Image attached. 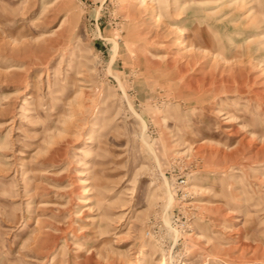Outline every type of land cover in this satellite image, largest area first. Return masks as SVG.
<instances>
[{
  "label": "rangeland",
  "instance_id": "1",
  "mask_svg": "<svg viewBox=\"0 0 264 264\" xmlns=\"http://www.w3.org/2000/svg\"><path fill=\"white\" fill-rule=\"evenodd\" d=\"M0 264H264V0H0Z\"/></svg>",
  "mask_w": 264,
  "mask_h": 264
},
{
  "label": "built area",
  "instance_id": "2",
  "mask_svg": "<svg viewBox=\"0 0 264 264\" xmlns=\"http://www.w3.org/2000/svg\"><path fill=\"white\" fill-rule=\"evenodd\" d=\"M148 235H150V233H148Z\"/></svg>",
  "mask_w": 264,
  "mask_h": 264
},
{
  "label": "bare ground",
  "instance_id": "3",
  "mask_svg": "<svg viewBox=\"0 0 264 264\" xmlns=\"http://www.w3.org/2000/svg\"><path fill=\"white\" fill-rule=\"evenodd\" d=\"M115 47H117V46H115ZM15 70V69H14Z\"/></svg>",
  "mask_w": 264,
  "mask_h": 264
}]
</instances>
